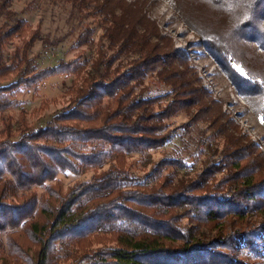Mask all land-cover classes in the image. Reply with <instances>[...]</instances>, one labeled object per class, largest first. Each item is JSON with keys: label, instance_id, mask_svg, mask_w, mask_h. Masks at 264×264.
Wrapping results in <instances>:
<instances>
[{"label": "trees", "instance_id": "16d2710c", "mask_svg": "<svg viewBox=\"0 0 264 264\" xmlns=\"http://www.w3.org/2000/svg\"><path fill=\"white\" fill-rule=\"evenodd\" d=\"M176 1L233 84L262 101L264 75L248 69L238 50L262 58L249 46L264 53V0ZM67 2L81 20L96 22L73 42L96 47L94 56L39 68L30 52L40 29L10 9L12 0H0L1 264H264V153L210 99L186 53L141 2ZM53 77L73 78L70 99L43 127L29 126L22 109L15 121L5 117L21 105V90ZM150 77L165 93L144 87ZM210 106L227 125L209 116ZM192 109L195 119L219 122L210 137L222 139L220 149L196 151L200 170L179 151L142 176L128 169V156L178 136L183 142L170 119ZM104 166L63 193L58 175Z\"/></svg>", "mask_w": 264, "mask_h": 264}, {"label": "rangeland", "instance_id": "374dc122", "mask_svg": "<svg viewBox=\"0 0 264 264\" xmlns=\"http://www.w3.org/2000/svg\"><path fill=\"white\" fill-rule=\"evenodd\" d=\"M127 2H141L144 11L155 21L163 35L171 38L174 47L186 53L189 59V67L199 79L201 86L206 90L210 99L217 106H220L226 117L235 125L240 135L246 136L255 143L264 153V99L262 94L248 91L244 87L240 91L234 85L229 74L223 68L219 59L207 48L203 39L199 36L187 22L186 18L178 9L176 0H126ZM10 9L18 17L25 19L33 29L39 28L42 40L38 41L31 49L30 57H34L39 68L56 65L62 61L68 62L78 56H86L88 59L94 56L96 47L87 50L86 47L74 48L73 42L76 40L80 30L90 24L95 26L93 19L81 20L67 0H12ZM3 21L0 22V24ZM102 30L97 28L95 40L102 36ZM255 48L257 54L262 58L246 54L238 50V58L245 62L253 73L260 72L264 75V53L251 43L249 48ZM8 48V53L11 52ZM223 61V60H222ZM118 62L114 64L116 67ZM73 78L53 77L32 89H23L18 95L19 107H15L5 112V117L10 116L13 121L18 119L20 109L25 113L26 123L33 127H43L50 120L54 113L65 108L69 104V95L66 94L71 88ZM197 86V85H195ZM144 87L154 95L165 93L164 86L154 78H148L144 82ZM242 87V86H241ZM206 103V100H204ZM207 101L210 102L209 99ZM217 106H210L209 110L219 122L226 124V119L216 112ZM197 112L192 109L190 113L180 111L170 119V129H174L181 134L174 138L165 147L150 150L145 154L132 155L127 157L128 169L138 176H142L150 170L151 166L165 154L179 151L187 159V162L196 161V169L202 166L203 156L196 153L201 147L207 145L221 148L222 139L220 137H210L215 125L209 121L195 119ZM230 128V125L228 124ZM183 128L184 131L182 130ZM3 123L0 119V134L3 133ZM207 141V143H205ZM90 168L81 174L63 173L58 175L63 193L77 183L87 181L91 176L106 169ZM201 169V168H200ZM199 169V170H200ZM191 174L190 176H192ZM219 176V175H216ZM255 215L253 219H257ZM183 223H186L184 220ZM205 233L212 234L209 232ZM2 247L5 250V239L2 238ZM95 245L94 248H99ZM1 264V262H0Z\"/></svg>", "mask_w": 264, "mask_h": 264}]
</instances>
